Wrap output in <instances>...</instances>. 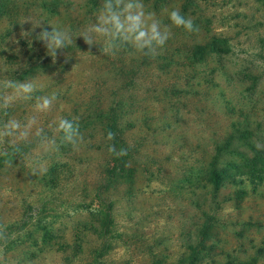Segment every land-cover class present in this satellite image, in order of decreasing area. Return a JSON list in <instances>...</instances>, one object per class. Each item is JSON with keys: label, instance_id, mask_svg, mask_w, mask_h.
<instances>
[{"label": "rangeland", "instance_id": "obj_1", "mask_svg": "<svg viewBox=\"0 0 264 264\" xmlns=\"http://www.w3.org/2000/svg\"><path fill=\"white\" fill-rule=\"evenodd\" d=\"M82 1L67 0L56 24L67 28ZM224 2L201 0L218 7L208 14L224 57L193 59L208 34L170 26L154 56L93 45L24 78L57 99L44 112L21 100L10 116L34 117L55 145L30 134L13 155L0 138V264H264V3ZM60 117L78 124L75 145L55 131ZM110 124L127 154L108 182Z\"/></svg>", "mask_w": 264, "mask_h": 264}, {"label": "trees", "instance_id": "obj_2", "mask_svg": "<svg viewBox=\"0 0 264 264\" xmlns=\"http://www.w3.org/2000/svg\"><path fill=\"white\" fill-rule=\"evenodd\" d=\"M261 1L264 3L263 0ZM66 3H68L67 0H0V81L12 78L23 82L28 74L45 66L47 63L54 62L60 64L65 60L72 59L75 57L74 55L84 58L88 54L90 46L85 44L81 37H75V35L83 32L87 25L94 22L95 13L101 0L82 1L81 13L76 16V19L67 28H64L73 38L75 37L73 43L69 44L66 48L58 49L54 58L48 53L45 43L37 39L42 31L51 30L50 25L47 24L57 25L55 17L63 15L61 14V7L66 5ZM224 3L225 5L227 3L231 4L232 0L231 2ZM145 4L156 13H159V9L166 4L169 9L173 7L179 8L182 14L193 20L194 25L199 29H203L208 34L207 36L210 39L208 43L204 45L197 44L192 47L189 56L193 57V59L202 60L206 54L213 58H220L229 53L230 49L227 46V40L218 33L219 30H215L211 26L212 20L209 18V15L213 11L215 12L218 7L211 5L208 7L204 4L202 7L201 0H173L171 5L165 0H145ZM234 8H236V5L231 7V9ZM20 11H23L22 15H20ZM233 18L232 15H229L230 21H233ZM37 22L39 23L37 24ZM61 27L63 28V26ZM119 51L120 53H130L132 50L125 46L120 48ZM91 53L94 56L100 54V52L96 51H92ZM116 53L114 51L112 56L116 57ZM140 56L141 58L150 57L143 54H140ZM10 91L0 88V97L9 95ZM19 102H21V99H16L6 110L0 109V124L11 117V109ZM109 129L113 133L114 144L118 148L123 147L126 149L123 139L120 138V129L115 124H110ZM251 149L255 150L254 147H251ZM125 156L115 158L112 169L108 171V182L122 176L119 171ZM213 168L214 166H212L210 175L214 173ZM109 219L110 214L106 213L103 226L108 225ZM211 224V218H208L199 232L200 240L197 246H188L192 254H195V251L202 244L201 240L207 236ZM104 232L105 230H102L101 234L104 235Z\"/></svg>", "mask_w": 264, "mask_h": 264}, {"label": "clouds", "instance_id": "obj_3", "mask_svg": "<svg viewBox=\"0 0 264 264\" xmlns=\"http://www.w3.org/2000/svg\"><path fill=\"white\" fill-rule=\"evenodd\" d=\"M161 15L166 16L168 24L163 23L156 12L146 6L145 0H101L94 22L87 25L85 30L77 33L75 37H81L90 47L99 45V51L102 54L111 53L126 46L134 53L154 56L169 39L170 26L182 28L186 32L197 30L193 20L182 14L179 8H163ZM47 25H50L51 30L42 31L37 39L45 43L48 53L54 58L56 51L73 43L75 37L73 38L59 25ZM44 87L43 83L35 80L21 82L9 78L0 81V88L11 90L9 95L0 97V109L6 110L14 100L21 99L34 101L32 106L36 112L47 111L57 99V94L52 92L48 95H35ZM34 124V117L23 124L20 120L10 117L0 124V138L7 139L13 155L18 150V143L26 140L30 134L42 137V129L37 128L35 132L32 131ZM55 131L60 133L62 139L69 144L75 145L81 139L79 126L72 119L58 118L55 121ZM42 138L48 147L55 145L54 139ZM106 139L112 140L113 133L109 131ZM107 150L117 158L127 154L126 149L118 148L114 144H110Z\"/></svg>", "mask_w": 264, "mask_h": 264}]
</instances>
